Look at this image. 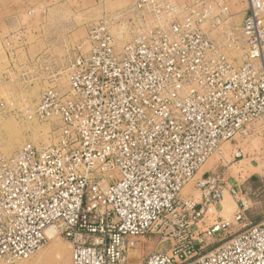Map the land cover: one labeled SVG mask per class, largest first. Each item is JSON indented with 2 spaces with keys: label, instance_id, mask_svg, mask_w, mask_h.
Masks as SVG:
<instances>
[{
  "label": "built area",
  "instance_id": "1",
  "mask_svg": "<svg viewBox=\"0 0 264 264\" xmlns=\"http://www.w3.org/2000/svg\"><path fill=\"white\" fill-rule=\"evenodd\" d=\"M244 1L235 24L218 0H133L91 26L69 57L67 90L47 88L33 107L0 100V111L49 125L54 138L0 158V264L40 252L50 229L70 243L71 264H132L139 238L167 239L175 228L186 241L143 264H264V217L192 259L203 243L193 225L226 193L238 199L234 224L246 221L248 203L221 173L198 181L202 203L180 198L225 144L248 138L264 119V0ZM118 23L129 36L121 48L111 32ZM26 33L5 41L10 69L56 80L62 72H52L51 54L19 64ZM180 213L190 224H178ZM230 226L222 221L207 235Z\"/></svg>",
  "mask_w": 264,
  "mask_h": 264
},
{
  "label": "rangeland",
  "instance_id": "2",
  "mask_svg": "<svg viewBox=\"0 0 264 264\" xmlns=\"http://www.w3.org/2000/svg\"><path fill=\"white\" fill-rule=\"evenodd\" d=\"M24 1H28L25 6L23 5L24 10L5 14L0 12V100L7 103L14 102L15 108L35 106L42 92L47 88L59 87L67 90L65 70L69 57L87 39L91 26L106 16H116L123 11L121 9L133 3V0H52V10H46L47 6L37 10L33 6L35 0ZM168 1L180 6L188 0ZM218 1L229 6L235 24L243 21L247 10L244 0ZM27 3L31 6L29 9ZM28 10H36V13L29 16ZM13 14L15 16L9 26L14 30L10 33L4 20ZM24 28L27 30V48L25 52L19 53V64L26 62L28 56L32 59L38 56L40 54L38 48L42 46L46 49V53L52 56V72H62L56 80L50 82L46 78H38L35 72H22L17 64L15 69H10V58L7 56L5 41L12 33ZM111 32L120 48L129 40L126 28L120 23L111 26ZM23 73L27 75L23 76ZM50 130L47 124L29 123L17 119L13 114L0 111V158L13 155L28 142L38 147L50 146L54 143ZM238 149L242 151L243 156L236 159L234 154ZM211 173H221L228 188L238 189L240 199L248 203L246 221L234 224L238 199L226 193L222 207L212 212L206 211L204 218L193 225L195 239H203V243H196V255L192 259L213 252L234 234L242 231L246 224L257 223L264 217V119L254 126L248 138H238L225 144L222 147V154L213 156L207 162L194 180L185 187L180 198H192L202 203V193L197 188V183L204 175ZM225 205L233 206L230 215L223 214ZM180 218L182 220L178 221L179 225L190 224L188 214L180 213ZM222 221L230 222L231 226L213 236H208V232ZM184 230V228L171 229L167 239L158 232L139 238L136 248L130 252L131 263L143 264L148 255L154 252L170 253L175 246L186 241ZM71 262V245L56 231L53 240L49 239L40 252L17 264H71Z\"/></svg>",
  "mask_w": 264,
  "mask_h": 264
},
{
  "label": "crops",
  "instance_id": "3",
  "mask_svg": "<svg viewBox=\"0 0 264 264\" xmlns=\"http://www.w3.org/2000/svg\"><path fill=\"white\" fill-rule=\"evenodd\" d=\"M26 2H28V1H24V0H0V12L2 14H5V13L11 12V11L16 12V10H24L23 5L25 6ZM33 6L37 10H41L44 6H47L46 10H52V0H35ZM30 7L31 6H29V4H28L27 9H29ZM14 16H15V14H13L10 18H6L4 20L8 30L10 31V33L14 30V29L10 28V26H9L10 21L13 19ZM29 48H30V46H29ZM45 52H46V49L43 48L42 46H40L38 48V53H45Z\"/></svg>",
  "mask_w": 264,
  "mask_h": 264
},
{
  "label": "bare ground",
  "instance_id": "4",
  "mask_svg": "<svg viewBox=\"0 0 264 264\" xmlns=\"http://www.w3.org/2000/svg\"><path fill=\"white\" fill-rule=\"evenodd\" d=\"M237 208V207H236ZM233 212V206L232 205H225L224 207V211L223 214L224 215H230ZM54 233H56V231L54 229H50L48 231V236L50 240H53L54 238Z\"/></svg>",
  "mask_w": 264,
  "mask_h": 264
}]
</instances>
